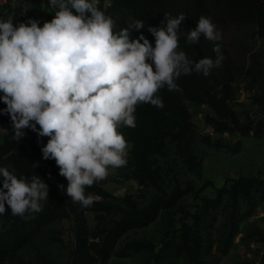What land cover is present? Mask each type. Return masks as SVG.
<instances>
[{"label":"rangeland","instance_id":"374dc122","mask_svg":"<svg viewBox=\"0 0 264 264\" xmlns=\"http://www.w3.org/2000/svg\"><path fill=\"white\" fill-rule=\"evenodd\" d=\"M230 7L233 15L213 22L222 38L201 36L185 53L193 64L215 60L219 44L221 65L207 76L182 74L180 91L161 88L163 108L136 106V126L118 129L127 164L85 188L96 198L91 206L74 202L55 161L39 155L40 173L32 167L31 174L48 185V199L43 211L24 215L28 239L0 248V264H158L151 255L163 244L161 264H264V182H226L264 179V0H230ZM27 8L41 18L57 10L45 0ZM229 65L233 78L224 84ZM205 78L201 96L196 82ZM31 138L22 141L28 153L36 152ZM15 216L0 214V229Z\"/></svg>","mask_w":264,"mask_h":264},{"label":"clouds","instance_id":"9594fccd","mask_svg":"<svg viewBox=\"0 0 264 264\" xmlns=\"http://www.w3.org/2000/svg\"><path fill=\"white\" fill-rule=\"evenodd\" d=\"M49 4L57 10L43 26L35 19L18 26L11 17L0 19L2 111L12 122L13 139L20 141L27 128L49 138L41 149L43 159H53L67 179L66 194L89 207L96 198L86 195L85 188L106 179L109 169L127 164L129 145L118 129L136 126V106L163 108L156 95L161 88L180 91L176 80L182 74L207 76L224 57L219 44L213 48L215 60L206 57L194 64L177 51L183 14L173 18L165 13V26L148 28L153 46L143 34L131 38L130 29L144 28L143 21L117 32L115 20L95 0ZM201 36L208 41L222 38L206 16L186 33L188 43H198ZM0 185V214L10 209L24 217L43 211L48 185L39 176L29 181L0 167Z\"/></svg>","mask_w":264,"mask_h":264},{"label":"trees","instance_id":"16d2710c","mask_svg":"<svg viewBox=\"0 0 264 264\" xmlns=\"http://www.w3.org/2000/svg\"><path fill=\"white\" fill-rule=\"evenodd\" d=\"M34 0H7V3L0 10V19L7 20L12 18L14 26H18L20 23H27L30 19H35L39 22V26H43V23L50 21L54 16H48L47 18H41L34 15L30 9L27 8L29 2ZM49 2V0H45ZM98 7L115 20L116 31L119 32L122 28H127L128 24L140 20L144 22V28L140 30L130 29L131 38H138L140 34H143L152 44L155 45L154 37L148 32L149 27H163L166 25L164 20V14L168 13L171 17H178L180 14L184 15V19L181 21L178 28L179 48L177 51H183L186 53L190 49L196 46V43H188L186 39V33L194 30L197 26V21L200 16L210 17L212 22L219 16H230L233 12L230 7V0H109L106 4L105 0H98L95 2ZM161 21L163 23L161 24ZM229 64V60L226 59ZM229 72L227 77L224 78V84L233 78L228 67ZM193 75V74H192ZM194 77V76H193ZM197 83V89H200V95L203 96L206 93L207 79H201ZM3 93H0L2 96ZM157 95V94H156ZM141 107L145 106L147 110H152L151 104L141 103ZM6 108V105L0 100V127L8 128V132L4 136V141L0 145V167H8L10 171L26 170L29 181L34 175V172L40 173L39 168V155H41L39 148L35 146L36 152H26L22 143L23 139L32 137L35 139L38 135L37 132L32 131L30 128L24 129L25 136L20 140L13 139V126L10 117L2 110ZM38 128V126H37ZM35 165V166H34ZM38 176V175H36ZM233 180L235 182H264L263 178L258 176H240L238 178H227L226 182ZM225 182V184H226ZM223 185V187L225 186ZM223 187H215L218 191ZM29 220L20 216H15L8 227L2 226L0 229V248L19 247L23 242L28 239ZM167 244H163L159 251L154 252L151 256L153 261L160 263L161 252L165 251Z\"/></svg>","mask_w":264,"mask_h":264},{"label":"built area","instance_id":"2783aa9c","mask_svg":"<svg viewBox=\"0 0 264 264\" xmlns=\"http://www.w3.org/2000/svg\"><path fill=\"white\" fill-rule=\"evenodd\" d=\"M0 3L3 4V5H5V3H7V0H0ZM44 138H45V137H44ZM34 141L36 142V145H37V147L39 148V151H40V153H41V156L43 157L41 149H42V147H43L44 145H46V144L43 142L42 139L39 140V138H35Z\"/></svg>","mask_w":264,"mask_h":264}]
</instances>
